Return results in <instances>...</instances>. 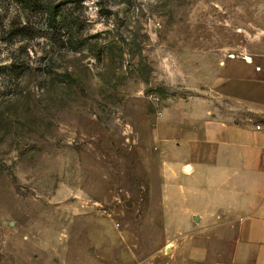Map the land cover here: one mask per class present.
<instances>
[{
    "label": "rangeland",
    "instance_id": "obj_1",
    "mask_svg": "<svg viewBox=\"0 0 264 264\" xmlns=\"http://www.w3.org/2000/svg\"><path fill=\"white\" fill-rule=\"evenodd\" d=\"M33 1L0 0V264L221 262L159 140L195 97L232 107L209 87L264 0Z\"/></svg>",
    "mask_w": 264,
    "mask_h": 264
},
{
    "label": "crops",
    "instance_id": "obj_2",
    "mask_svg": "<svg viewBox=\"0 0 264 264\" xmlns=\"http://www.w3.org/2000/svg\"><path fill=\"white\" fill-rule=\"evenodd\" d=\"M250 38L209 87L232 107L195 97L159 140L160 163L194 176L192 249L209 256L212 248L216 264H264V31Z\"/></svg>",
    "mask_w": 264,
    "mask_h": 264
},
{
    "label": "trees",
    "instance_id": "obj_3",
    "mask_svg": "<svg viewBox=\"0 0 264 264\" xmlns=\"http://www.w3.org/2000/svg\"><path fill=\"white\" fill-rule=\"evenodd\" d=\"M21 5L25 6L26 11L29 10V6L31 7L32 11H41L42 7L37 4V2H34L33 0H21ZM27 28L26 27H12L9 32L10 35L13 36H26ZM9 70L12 72H15L16 75H21L24 70V65L21 63V61L14 60L11 62L10 66L8 67Z\"/></svg>",
    "mask_w": 264,
    "mask_h": 264
},
{
    "label": "built area",
    "instance_id": "obj_4",
    "mask_svg": "<svg viewBox=\"0 0 264 264\" xmlns=\"http://www.w3.org/2000/svg\"><path fill=\"white\" fill-rule=\"evenodd\" d=\"M257 129H259V127H256Z\"/></svg>",
    "mask_w": 264,
    "mask_h": 264
},
{
    "label": "water",
    "instance_id": "obj_5",
    "mask_svg": "<svg viewBox=\"0 0 264 264\" xmlns=\"http://www.w3.org/2000/svg\"><path fill=\"white\" fill-rule=\"evenodd\" d=\"M246 60L248 61V58H246Z\"/></svg>",
    "mask_w": 264,
    "mask_h": 264
},
{
    "label": "bare ground",
    "instance_id": "obj_6",
    "mask_svg": "<svg viewBox=\"0 0 264 264\" xmlns=\"http://www.w3.org/2000/svg\"><path fill=\"white\" fill-rule=\"evenodd\" d=\"M250 60V59H249ZM189 170V169H188ZM188 172V171H187Z\"/></svg>",
    "mask_w": 264,
    "mask_h": 264
}]
</instances>
